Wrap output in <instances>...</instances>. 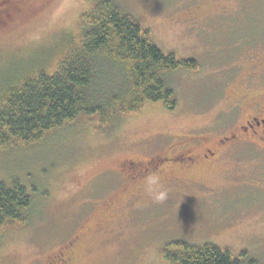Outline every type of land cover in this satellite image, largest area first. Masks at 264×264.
<instances>
[{
    "label": "rangeland",
    "instance_id": "374dc122",
    "mask_svg": "<svg viewBox=\"0 0 264 264\" xmlns=\"http://www.w3.org/2000/svg\"><path fill=\"white\" fill-rule=\"evenodd\" d=\"M25 1L0 23V91L36 68L52 73L78 40L80 15L93 6ZM114 1L151 32L160 50L195 60L198 68L168 77L174 111L147 104L105 134L95 119L79 117L36 145L0 153V180L19 178L33 196L28 223L0 233V264H50L59 257L64 264H166L160 253L172 240L246 251L264 264V149L218 145L248 111L229 103L238 67L253 50L264 65V32L232 30V17H193L186 9L196 0ZM258 83L264 90V78ZM206 149L214 155L197 157L191 167L164 161L157 173L169 193L164 203H154L144 183L127 176L126 162L199 156Z\"/></svg>",
    "mask_w": 264,
    "mask_h": 264
},
{
    "label": "trees",
    "instance_id": "16d2710c",
    "mask_svg": "<svg viewBox=\"0 0 264 264\" xmlns=\"http://www.w3.org/2000/svg\"><path fill=\"white\" fill-rule=\"evenodd\" d=\"M86 1L93 6L78 19V40L53 72L36 68L1 89L0 153L36 145L79 117L95 119L105 134L147 104L175 110L168 77L196 70V61L160 50L151 32L114 0ZM32 205L30 189L19 178L0 180V233L27 224ZM160 257L166 264H259L246 251L182 240L167 242Z\"/></svg>",
    "mask_w": 264,
    "mask_h": 264
},
{
    "label": "flooded vegetation",
    "instance_id": "af4514ba",
    "mask_svg": "<svg viewBox=\"0 0 264 264\" xmlns=\"http://www.w3.org/2000/svg\"><path fill=\"white\" fill-rule=\"evenodd\" d=\"M25 5V0H0V23L10 18L12 11H15L17 6ZM186 11L193 17L198 16L199 13V17L204 21H211L220 17L228 19L232 17L233 21L230 20V29L232 30H246L248 28L264 32V0H196ZM261 56L263 57V54H258L256 50H253L252 54L238 67V71L242 74L238 83L233 87L236 94L235 98L229 103V107L241 112L244 111V108H247L248 111L243 122L239 123L235 131L228 137L221 139L218 143L219 146H224L229 141H236L251 145L260 144L259 147L264 149V90L260 91L258 88L260 85L258 79L264 78V65ZM213 155V152L206 149L199 156L190 155L187 152L178 158H164L161 160L155 158L145 162L130 161L125 163V167L128 170L127 176L133 183H137L143 182L148 173H158L160 167L165 166L164 161L176 160V162H181L180 166L191 167L190 164L194 165V160L197 157H199V160L205 161ZM262 155L264 157V152ZM64 263L62 257H59L57 261H51L50 264Z\"/></svg>",
    "mask_w": 264,
    "mask_h": 264
},
{
    "label": "clouds",
    "instance_id": "9594fccd",
    "mask_svg": "<svg viewBox=\"0 0 264 264\" xmlns=\"http://www.w3.org/2000/svg\"><path fill=\"white\" fill-rule=\"evenodd\" d=\"M145 192L154 203H164L169 196L168 190L164 188L161 178L157 173H148L143 180Z\"/></svg>",
    "mask_w": 264,
    "mask_h": 264
}]
</instances>
